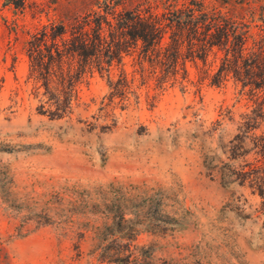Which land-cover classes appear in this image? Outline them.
Segmentation results:
<instances>
[{
  "label": "rangeland",
  "instance_id": "374dc122",
  "mask_svg": "<svg viewBox=\"0 0 264 264\" xmlns=\"http://www.w3.org/2000/svg\"><path fill=\"white\" fill-rule=\"evenodd\" d=\"M104 1L163 12L191 0H0V264H108V249L127 258L111 264H264L263 197L246 178L261 130L248 88L211 82L216 48L204 62L183 53L162 89L138 51L124 55L110 73H127L123 97L90 73L52 115L30 73L36 36ZM203 1L238 19L264 5Z\"/></svg>",
  "mask_w": 264,
  "mask_h": 264
},
{
  "label": "trees",
  "instance_id": "16d2710c",
  "mask_svg": "<svg viewBox=\"0 0 264 264\" xmlns=\"http://www.w3.org/2000/svg\"><path fill=\"white\" fill-rule=\"evenodd\" d=\"M239 4L243 7L247 3ZM262 6V13L257 16L250 4L249 18L238 19L209 7L203 0L168 6L163 12L151 5L117 9L104 1L99 3V12L94 16L78 19L69 28L59 24L43 29L32 47L34 58L30 52V73L36 75L45 96H50L52 115L60 116L70 110L77 85L90 73L105 74L108 87L114 92L112 98L123 97L130 83L127 73L122 69L115 83L110 73L113 65L121 64L124 55L138 51V65L144 82L155 80L162 89L177 82L183 53L190 60L204 62L216 48L221 56L214 68L216 80L211 82L219 84L232 77L243 88H248L250 94L249 113L253 128L261 132L254 143L256 157L250 163L251 171L246 178L263 197L264 204ZM106 253L109 255V259H105L108 264L115 263V258L120 259L114 251L108 249ZM120 260L126 261L127 258Z\"/></svg>",
  "mask_w": 264,
  "mask_h": 264
}]
</instances>
